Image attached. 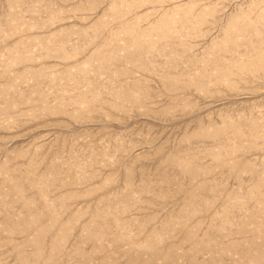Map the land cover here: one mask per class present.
Returning <instances> with one entry per match:
<instances>
[{"label": "rangeland", "instance_id": "1", "mask_svg": "<svg viewBox=\"0 0 264 264\" xmlns=\"http://www.w3.org/2000/svg\"><path fill=\"white\" fill-rule=\"evenodd\" d=\"M0 264H264V0H0Z\"/></svg>", "mask_w": 264, "mask_h": 264}]
</instances>
